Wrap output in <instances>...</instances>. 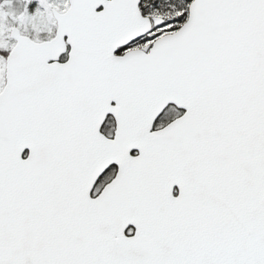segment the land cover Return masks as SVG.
<instances>
[{
	"label": "snow or ice",
	"instance_id": "snow-or-ice-1",
	"mask_svg": "<svg viewBox=\"0 0 264 264\" xmlns=\"http://www.w3.org/2000/svg\"><path fill=\"white\" fill-rule=\"evenodd\" d=\"M0 264H264V0H0Z\"/></svg>",
	"mask_w": 264,
	"mask_h": 264
}]
</instances>
